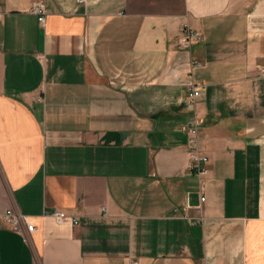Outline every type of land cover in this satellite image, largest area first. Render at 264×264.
<instances>
[{
    "label": "crops",
    "instance_id": "obj_1",
    "mask_svg": "<svg viewBox=\"0 0 264 264\" xmlns=\"http://www.w3.org/2000/svg\"><path fill=\"white\" fill-rule=\"evenodd\" d=\"M263 69L264 0H0V264H264Z\"/></svg>",
    "mask_w": 264,
    "mask_h": 264
},
{
    "label": "built area",
    "instance_id": "obj_2",
    "mask_svg": "<svg viewBox=\"0 0 264 264\" xmlns=\"http://www.w3.org/2000/svg\"><path fill=\"white\" fill-rule=\"evenodd\" d=\"M34 11L39 14L38 21L43 22V15H42V8L39 6H35ZM200 34L197 32H191L189 30H185V36L181 38L179 41L180 44L184 46H189L190 44L196 42L200 39ZM194 64L199 65L197 62ZM260 76L264 77V69L260 72ZM188 97L191 100H194L196 97L200 95V91L198 88L193 85L189 84L188 86ZM203 121L199 117L195 115L191 116L188 121L185 123V134H186V148L188 149L189 153V169L190 171L197 176V178L202 181L204 174L206 173V164L208 162V157L203 153V151L199 148L198 145V128L202 125ZM199 202H203L205 197L203 196L201 190H199ZM200 208L199 206L196 207V210ZM4 220L15 230H21V228H25L28 232H33L36 228V225L33 224L28 216L15 213L11 209L5 212ZM55 221L60 222H70L72 225L77 224V220L75 218H71L67 216L62 211H54L52 213Z\"/></svg>",
    "mask_w": 264,
    "mask_h": 264
},
{
    "label": "rangeland",
    "instance_id": "obj_3",
    "mask_svg": "<svg viewBox=\"0 0 264 264\" xmlns=\"http://www.w3.org/2000/svg\"><path fill=\"white\" fill-rule=\"evenodd\" d=\"M128 8L154 15H174L182 11V0H128Z\"/></svg>",
    "mask_w": 264,
    "mask_h": 264
}]
</instances>
